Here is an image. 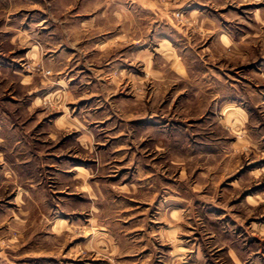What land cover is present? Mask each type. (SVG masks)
<instances>
[{
	"label": "rangeland",
	"instance_id": "obj_1",
	"mask_svg": "<svg viewBox=\"0 0 264 264\" xmlns=\"http://www.w3.org/2000/svg\"><path fill=\"white\" fill-rule=\"evenodd\" d=\"M165 5L0 0V264H264V0Z\"/></svg>",
	"mask_w": 264,
	"mask_h": 264
},
{
	"label": "crops",
	"instance_id": "obj_2",
	"mask_svg": "<svg viewBox=\"0 0 264 264\" xmlns=\"http://www.w3.org/2000/svg\"><path fill=\"white\" fill-rule=\"evenodd\" d=\"M134 1H136V0H134ZM137 1H138V4L141 5V6H143L144 8L159 10L160 13L162 14L161 16H162L163 19L168 17V15H167V9L165 7L166 6L165 3H169V4L174 5V6L175 5H177V6L179 5L180 6V5L184 4V3H186L187 5L190 4V0H185V1L183 0L181 3L180 2L177 3V2H175L173 0H169V1H167V0H165V1L164 0H137ZM187 8H189V7H187ZM189 10L191 11L192 9L189 8ZM193 12H196V14H197L196 17L199 20L201 18V16H202V13L201 12H198L197 9L195 11H193ZM227 37H229V36H227ZM163 41H167L169 44H171V46L173 48L174 43L171 40V38H169L167 40H163ZM179 55H180V53L177 52V56L180 58ZM177 61H178V58H177ZM177 61L174 64H176ZM177 66H178V64H177Z\"/></svg>",
	"mask_w": 264,
	"mask_h": 264
}]
</instances>
